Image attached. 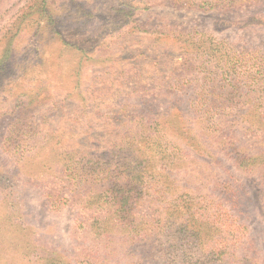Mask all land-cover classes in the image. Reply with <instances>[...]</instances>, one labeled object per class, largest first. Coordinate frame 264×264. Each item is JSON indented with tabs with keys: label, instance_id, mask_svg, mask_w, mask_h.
<instances>
[{
	"label": "rangeland",
	"instance_id": "1",
	"mask_svg": "<svg viewBox=\"0 0 264 264\" xmlns=\"http://www.w3.org/2000/svg\"><path fill=\"white\" fill-rule=\"evenodd\" d=\"M0 264H264V0H0Z\"/></svg>",
	"mask_w": 264,
	"mask_h": 264
},
{
	"label": "trees",
	"instance_id": "2",
	"mask_svg": "<svg viewBox=\"0 0 264 264\" xmlns=\"http://www.w3.org/2000/svg\"><path fill=\"white\" fill-rule=\"evenodd\" d=\"M67 166H68V168L67 169H69V171H72L73 173H74V175L75 174H77V173H80L81 175L79 176V178H78V180L79 179H82V174H84L83 172L85 171V172H87V170L88 169H86V167L85 166H82V167H80V168H82V169H78V167L77 166H73L72 164H67ZM119 171V170H118ZM117 171V169L116 168H114V169H111L110 167H108V168H103L102 169V171H101V173L102 174H105L106 176H105V178H108V179H110V180H114V181H116L117 179L119 180V178H120V173L121 172H118ZM114 172H118V175H119V177H116V179L114 178L115 176L114 175H112V174H114ZM130 176L128 175V177L127 178H129ZM127 181H129L128 179H127ZM118 182V181H117ZM111 191H112V188L110 189ZM110 191V192H111Z\"/></svg>",
	"mask_w": 264,
	"mask_h": 264
}]
</instances>
